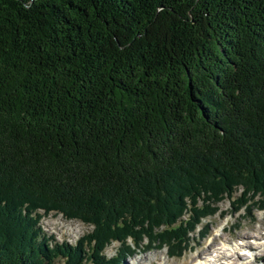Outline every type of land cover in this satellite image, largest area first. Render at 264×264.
Instances as JSON below:
<instances>
[{
	"label": "trees",
	"instance_id": "trees-1",
	"mask_svg": "<svg viewBox=\"0 0 264 264\" xmlns=\"http://www.w3.org/2000/svg\"><path fill=\"white\" fill-rule=\"evenodd\" d=\"M239 192L264 210V0H0V264L180 258Z\"/></svg>",
	"mask_w": 264,
	"mask_h": 264
},
{
	"label": "rangeland",
	"instance_id": "rangeland-1",
	"mask_svg": "<svg viewBox=\"0 0 264 264\" xmlns=\"http://www.w3.org/2000/svg\"><path fill=\"white\" fill-rule=\"evenodd\" d=\"M239 195L241 192L235 195V205L228 198L219 204L218 213L199 227H205L203 235L198 230L192 236V244L182 257L172 258L166 247L146 251V247L142 245L137 254L123 264H202L204 261L208 264H264V210L259 209L260 203H257L258 199H254L249 210L240 209L236 212ZM41 213L44 214V211ZM41 226L44 233L54 236L58 243L68 242L72 246L94 230L93 226L66 219L57 213L43 217ZM118 248L120 244L114 242L106 249V256L113 257ZM211 257L212 263L205 260ZM148 258H152L153 262H149Z\"/></svg>",
	"mask_w": 264,
	"mask_h": 264
},
{
	"label": "bare ground",
	"instance_id": "bare-ground-1",
	"mask_svg": "<svg viewBox=\"0 0 264 264\" xmlns=\"http://www.w3.org/2000/svg\"><path fill=\"white\" fill-rule=\"evenodd\" d=\"M217 237V236H216ZM221 239V238H220ZM244 240V239H243ZM242 245H243V243H242ZM243 246H245V245H243ZM246 246H249V244H246ZM217 249H219V248H217ZM223 250V249H222ZM222 254H224V253H222ZM220 257V256H219ZM213 257H211L210 259H205V260H209V263H212L213 262V259H212ZM148 261L149 262H153V259L152 258H148ZM216 262V261H215ZM196 264H198V263H196ZM202 264H208V262H206V261H204Z\"/></svg>",
	"mask_w": 264,
	"mask_h": 264
}]
</instances>
